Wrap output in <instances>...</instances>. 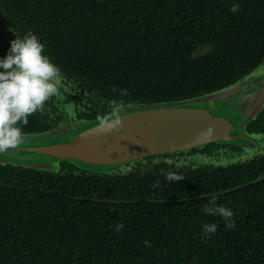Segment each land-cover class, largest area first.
<instances>
[{"label":"trees","instance_id":"obj_1","mask_svg":"<svg viewBox=\"0 0 264 264\" xmlns=\"http://www.w3.org/2000/svg\"><path fill=\"white\" fill-rule=\"evenodd\" d=\"M29 31L61 70L72 121L208 95L264 64V0H0V33ZM62 119L57 94L20 127L38 134ZM244 130L264 138V104ZM218 149L242 150L208 144L112 174L0 164V264H264V151L185 163ZM213 196L234 212L233 229L202 211ZM205 223L218 225L208 239Z\"/></svg>","mask_w":264,"mask_h":264},{"label":"water","instance_id":"obj_2","mask_svg":"<svg viewBox=\"0 0 264 264\" xmlns=\"http://www.w3.org/2000/svg\"><path fill=\"white\" fill-rule=\"evenodd\" d=\"M0 60H2L0 58ZM258 66L234 84L208 95L176 102L116 107L108 116L72 121L59 84L62 121L53 129L24 134L16 150L0 154V164L55 172L60 162L95 173L112 174L147 157L183 153L208 144L264 149L262 136L247 134L245 123L264 104ZM255 153V152H254Z\"/></svg>","mask_w":264,"mask_h":264},{"label":"clouds","instance_id":"obj_3","mask_svg":"<svg viewBox=\"0 0 264 264\" xmlns=\"http://www.w3.org/2000/svg\"><path fill=\"white\" fill-rule=\"evenodd\" d=\"M230 11H239V4H233ZM45 45L32 32L23 38L10 42L7 56L0 60V154L16 150L24 143L21 125L28 124V117L43 112L45 104L58 94L61 70L44 54ZM167 181L184 179L183 176L170 174ZM202 211L211 216L221 217L224 227H235L234 212L217 204L213 196ZM124 225L115 226L117 232ZM218 225L205 223L201 227L205 239L217 232Z\"/></svg>","mask_w":264,"mask_h":264},{"label":"rangeland","instance_id":"obj_4","mask_svg":"<svg viewBox=\"0 0 264 264\" xmlns=\"http://www.w3.org/2000/svg\"><path fill=\"white\" fill-rule=\"evenodd\" d=\"M204 53V50H198L197 54ZM259 80H262V83H264V67L260 68L259 72H257V75ZM257 144H259V147L264 144V139L257 138ZM256 150L254 149H242L239 152H231V151H224L220 152L213 156H197L195 155L193 158H184V160L188 163V161H191L194 163V165H212V166H225L229 165L238 161H243L246 159L251 158L254 155V152Z\"/></svg>","mask_w":264,"mask_h":264},{"label":"flooded vegetation","instance_id":"obj_5","mask_svg":"<svg viewBox=\"0 0 264 264\" xmlns=\"http://www.w3.org/2000/svg\"><path fill=\"white\" fill-rule=\"evenodd\" d=\"M13 40V38H12V36L10 35V36H7V35H3L2 33H0V50H4L5 48V45H7V46H10V42ZM264 139V138H263ZM261 149H264V145L261 147ZM224 151H227V150H222V149H218V150H214V151H212V153H210L208 156L210 157V156H213V155H216V154H218V153H220V152H224ZM229 151V150H228ZM195 155H191V156H187V157H185V158H193ZM185 163L187 164V165H189V166H198V165H194V163L193 162H191V161H188V163L185 161Z\"/></svg>","mask_w":264,"mask_h":264}]
</instances>
